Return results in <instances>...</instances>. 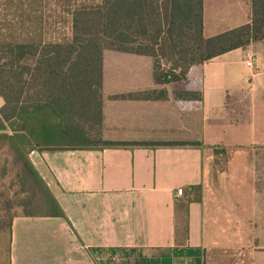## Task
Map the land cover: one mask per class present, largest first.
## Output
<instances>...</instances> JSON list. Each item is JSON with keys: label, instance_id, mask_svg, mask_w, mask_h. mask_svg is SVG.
I'll return each mask as SVG.
<instances>
[{"label": "crops", "instance_id": "obj_1", "mask_svg": "<svg viewBox=\"0 0 264 264\" xmlns=\"http://www.w3.org/2000/svg\"><path fill=\"white\" fill-rule=\"evenodd\" d=\"M250 18L251 0H203L206 38ZM107 53L102 135L130 145L32 152L65 217L17 210L11 264H264V40L193 67L166 101L114 99L157 87L151 58L109 53L108 73Z\"/></svg>", "mask_w": 264, "mask_h": 264}, {"label": "trees", "instance_id": "obj_2", "mask_svg": "<svg viewBox=\"0 0 264 264\" xmlns=\"http://www.w3.org/2000/svg\"><path fill=\"white\" fill-rule=\"evenodd\" d=\"M262 40L264 0H251L248 24L211 38L203 0H0V150L14 170L8 186L7 171L0 175V264H11L17 210L65 217L32 152L130 145L102 135L106 51L151 58L157 87L114 99L166 101L165 87L186 81L193 67ZM172 98L200 102L202 94Z\"/></svg>", "mask_w": 264, "mask_h": 264}, {"label": "rangeland", "instance_id": "obj_3", "mask_svg": "<svg viewBox=\"0 0 264 264\" xmlns=\"http://www.w3.org/2000/svg\"><path fill=\"white\" fill-rule=\"evenodd\" d=\"M109 53L119 54V53L111 52V51H109ZM109 53H107V56L105 58V70H107L108 73L113 66V60L108 56ZM107 90H109V89H107ZM1 104H2V102H1ZM224 163H225V160L220 159L219 165H223ZM11 164H12L11 161H8V162L5 161V154L2 153V150H0V175L2 176L3 169H5L7 171L8 177H7V179H5V178L3 179L4 182L6 183V186H8L10 184V181L12 180V178L14 176V170L12 169Z\"/></svg>", "mask_w": 264, "mask_h": 264}, {"label": "built area", "instance_id": "obj_4", "mask_svg": "<svg viewBox=\"0 0 264 264\" xmlns=\"http://www.w3.org/2000/svg\"><path fill=\"white\" fill-rule=\"evenodd\" d=\"M256 65V61L254 60V58L250 57L246 60V66L249 68V69H253ZM0 105H1V102H0ZM184 194V190L183 189H178L175 193V196L176 197H182Z\"/></svg>", "mask_w": 264, "mask_h": 264}]
</instances>
